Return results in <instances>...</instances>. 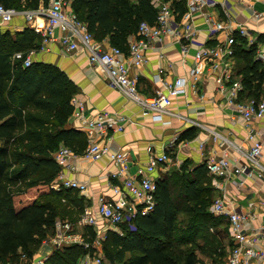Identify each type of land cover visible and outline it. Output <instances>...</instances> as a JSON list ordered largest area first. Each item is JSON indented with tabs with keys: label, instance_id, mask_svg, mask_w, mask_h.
<instances>
[{
	"label": "trees",
	"instance_id": "1",
	"mask_svg": "<svg viewBox=\"0 0 264 264\" xmlns=\"http://www.w3.org/2000/svg\"><path fill=\"white\" fill-rule=\"evenodd\" d=\"M173 1L183 14V0ZM48 3L0 0V5L18 11ZM73 9L97 41H107L123 52L140 23L153 24L157 18L151 0H75ZM262 43L261 35L253 46L236 36L242 98L257 99L263 89L264 63L256 58ZM37 44L32 29L15 34L0 29V264H19L24 259L31 264L39 247L56 234V222H74L85 209L79 205L77 191L58 192L52 187L61 171L56 151L63 146L75 148L76 139L82 137L69 121L76 86L57 65L34 60L24 67L23 61L13 58L17 52L36 49ZM194 132L181 134L180 142L194 138ZM216 197L206 165L190 171L184 162L179 170L161 174L154 211L138 216L131 223L134 228L126 223L108 231L101 264H224L230 246L228 224L210 210ZM182 212L185 220L179 218ZM216 218L225 221L222 239ZM94 238L95 233H89L90 243ZM89 252L94 249L64 245L45 264H77Z\"/></svg>",
	"mask_w": 264,
	"mask_h": 264
},
{
	"label": "built area",
	"instance_id": "2",
	"mask_svg": "<svg viewBox=\"0 0 264 264\" xmlns=\"http://www.w3.org/2000/svg\"><path fill=\"white\" fill-rule=\"evenodd\" d=\"M261 1L264 0H185V12L179 14L173 0H151V4L157 10L156 21L153 24L145 21L140 23L137 33L128 39V53L118 47L110 46L107 41H97L89 32L87 25L77 17L73 9L75 0H49L47 6L40 5L38 9L22 11L0 5V27L9 25L15 18L21 16L41 37L40 49L14 54L13 58L23 61L24 67H29L36 59L37 53L44 52L52 43H59L69 55L84 52L90 69H103L112 88L137 104L143 114L153 113V119L156 121H161L164 115L170 114L169 109L173 99L186 95L188 83L196 92L195 87L202 80L205 72L209 70L214 73L216 93L234 109L243 122L247 148L243 149L215 130L202 126L209 132L213 142L223 148L221 156L216 157L213 156L215 153H212L207 158L206 168L208 173L215 177H224L227 180H232V177L239 178L237 184L243 187L246 179H256L264 183L262 162L264 95L259 100L242 98L244 86L239 79L236 80L230 61L235 53L236 36L245 39L248 46L257 43L258 38L253 35L248 23L264 18V12L257 9ZM205 8H211L214 12H206ZM200 17L203 19L208 36L217 40L218 45H209L208 41L204 44L198 43L188 79L176 78L169 83L163 78L164 69H160L154 83L161 88L155 90L154 95L150 97L141 93L137 78L130 76L129 66L145 67L148 62L147 52L156 44L163 46L168 43H180L183 56L187 57L200 32L196 24ZM105 42L108 45H105ZM256 58L264 63V43L258 45ZM71 103L74 107L72 116L77 121L78 119L84 121L83 103L74 97ZM187 121L190 122L188 119ZM128 122L127 117L113 116L107 111H102L92 119L86 120L81 128L89 143L83 154L78 155L65 146L56 151L54 158L61 171L52 185L54 190L87 192L86 184L68 179L63 173V169L69 165L71 159L78 157L89 161L108 157L117 168V172L113 173L112 177L120 183V186L113 188L117 195L116 200L110 201L102 196L98 208H85L75 223L60 220L56 222V234L50 239L58 247L72 243L71 232L74 225L91 227L95 231V245H100L107 238V233L103 234L101 230L100 222L118 227L126 223L131 224L138 216H147L154 211L158 181L155 174L160 168L165 170L166 165L171 161L174 149L180 142V137L174 136L167 143L162 154L150 153L148 162L139 168L138 174L130 176L131 162L128 152L111 151L109 146L102 145L98 141L110 130L116 133L123 132ZM205 144V142L200 143V151L204 150ZM229 149H234L238 153V158H231ZM215 188L221 192L210 210L215 216L227 219L233 244L232 251L224 264H252L254 261H264V251L256 249L260 241L259 237L246 231V224L254 214L249 216L233 210L229 206L231 201L228 199L225 187L217 182ZM130 227L134 228L132 224ZM45 243L47 241L43 244ZM82 245L93 248L87 243ZM101 263V258L96 259L95 264ZM37 264H45V261L40 260Z\"/></svg>",
	"mask_w": 264,
	"mask_h": 264
},
{
	"label": "crops",
	"instance_id": "3",
	"mask_svg": "<svg viewBox=\"0 0 264 264\" xmlns=\"http://www.w3.org/2000/svg\"><path fill=\"white\" fill-rule=\"evenodd\" d=\"M258 5L264 9V1L259 2ZM184 8L185 0H183L182 9ZM177 11L181 14L182 10L178 9ZM205 11L214 12L211 8H205ZM196 24L200 32L195 45H192V50L187 57L183 56L180 43H168L163 46L156 44L153 49L147 52L148 62L145 67L135 68L131 65L129 66L130 76L137 78L138 88L141 93L150 97L154 95L155 90L161 88L154 83V79L160 69H164L163 78L169 83L176 78L188 79L189 72L193 67V54L198 43L204 44L208 41L209 45H218L217 40L210 39L208 36L201 17ZM9 25L6 28H9L8 30L13 34L22 33L26 28L31 29L22 17L15 18ZM248 26L255 37L264 36V18L258 21H249ZM37 40L38 44L35 50L40 49L42 45V39L39 35H37ZM106 43L105 45H108ZM125 53H128V48ZM35 60L57 65L74 82L77 91L73 97L83 103L86 120L92 119L102 111H107L113 116H124L129 119L123 132L116 133L110 130L100 137L98 141L102 145L109 146L111 151L123 150L128 152L131 162L130 176L138 174L139 168L148 162L150 153L162 154L167 143L174 136L180 137L181 134L190 129L195 131V137L179 142L169 162L173 166H171L172 168L175 166L179 170L182 163L187 162L190 166V171H192L206 165L207 158L212 153H215L213 156H221L223 148L218 143L215 144L213 142L209 132L202 126L215 130L224 138L243 149L247 148L245 144L246 129L243 122L239 119L234 109L229 107L216 93L215 74L209 70L205 72L202 80L196 85V92L193 91L192 86L188 83L186 95L174 98L169 109L170 114L164 115L161 121H156L153 119V113L143 114L137 104L129 101L118 90L112 88L103 69H90L87 55L84 52L69 55L56 42L50 44L44 52H38ZM230 62L232 63L236 80H240L237 72L241 69L242 63L235 57V53ZM85 119L84 121L79 119L77 121L71 116L69 120L70 127L82 134L80 139H76L79 141L78 145L75 148H71V150L81 154H83L89 144L87 136L81 130L86 121ZM259 126H261V123ZM202 142L206 144L204 150L200 151L199 147ZM228 153L231 158H238V153L234 149H229ZM178 161L180 164H178ZM262 162L264 164V157ZM170 169L164 170L160 168L155 176L159 178L161 174L168 173ZM116 172L115 164L108 157H103L97 161H89L81 157L72 158L69 165L63 169L66 178L84 183L88 187L86 193H76L80 200V207H92L94 209L98 208L99 199L102 196L110 201L117 199L113 188L120 186V183L119 180L112 177V174ZM208 175L214 189H216L215 184L217 182L225 187L228 199L231 201L229 204L230 208L232 207L233 210L245 215L254 214V217H250L246 224V231L259 237L260 241L256 245V249L264 251V206H262V203H264V183L256 179H246L245 185L239 187L237 184L239 178L237 177L227 180L224 177H215L209 173ZM216 192L218 196L221 191L216 189ZM100 227L103 234L118 229V227L108 226L104 222H100ZM91 232L95 233L91 227L74 225L71 232L72 243L68 245L87 243L93 247L94 251L96 249L102 251L100 250L101 247H99L101 244L95 245V238L91 243L88 241L89 233ZM228 237L230 241V244L228 241V245L230 246L226 249L227 258L232 251L229 224ZM62 247L49 242L43 244L34 255L33 264H37L40 260L46 262L55 250ZM87 249L89 250V248ZM77 264L95 263L92 261L91 253L89 252L80 258ZM252 264H264V261H254Z\"/></svg>",
	"mask_w": 264,
	"mask_h": 264
},
{
	"label": "rangeland",
	"instance_id": "4",
	"mask_svg": "<svg viewBox=\"0 0 264 264\" xmlns=\"http://www.w3.org/2000/svg\"><path fill=\"white\" fill-rule=\"evenodd\" d=\"M257 9L259 10V11H263L264 12V9L260 6V5H257ZM18 17H21V16H18ZM11 26H13V25H11ZM6 27H8V25H6V26H3V27H0V29L2 30V32H4V31H10V30H8L9 28H6ZM9 27H10V25H9ZM11 32V31H10ZM264 95V85H263V89H262V91H261V93L259 94V96L257 97V100H259L262 96ZM253 99H256V98H253ZM172 159V158H171ZM172 165H170L169 163L166 165V167H165V169H167V168H171L170 170H169V172H171V171H174V170H178V168L177 167H175L174 166V168H172L171 167ZM190 205V204H189ZM179 218L181 219V220H185V214H184V212H182L180 215H179ZM218 221H219V223H221V226L219 227V228H217V230L218 231H220V237H221V239H222V234H221V231L225 228V221L224 220H221L220 221V219H218V218H216ZM223 221V222H222ZM118 228H119V226H118ZM117 229V228H116ZM53 237V236H52ZM219 237V238H220ZM225 237V236H224ZM50 238H47V242H49V243H52V239H50ZM99 247H101V249L100 250H102V248H103V242L101 243V245L99 246ZM90 249V248H89ZM103 253H102V251H98L97 249H96V251H94L93 253H91V258H92V261H94V263H95V261H96V259H98V258H101L102 260L104 259L103 258V255H102ZM82 258V257H81ZM34 263V260H32L31 261V264H33ZM106 263V262H105ZM19 264H30L26 259H24V260H22V262L21 263H19Z\"/></svg>",
	"mask_w": 264,
	"mask_h": 264
}]
</instances>
